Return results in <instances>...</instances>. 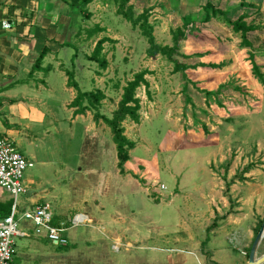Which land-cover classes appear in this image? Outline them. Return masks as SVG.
<instances>
[{"label":"rangeland","instance_id":"rangeland-1","mask_svg":"<svg viewBox=\"0 0 264 264\" xmlns=\"http://www.w3.org/2000/svg\"><path fill=\"white\" fill-rule=\"evenodd\" d=\"M73 1L75 5L83 2ZM107 1L109 6L98 0L94 13L95 21H99L106 18L104 12L109 11L106 15L111 40L107 49L112 51L113 79H117L121 86L136 73L146 72L151 81L149 89L153 86L158 96L154 109L161 112L162 125L141 133L137 123L130 119L124 122L125 135L134 139L136 144H144L137 153L143 161L133 164L137 168L130 171L133 180L122 186L123 202L128 206L124 211L127 217L129 213L128 226L134 233L126 234L128 241L106 238L97 243V249L113 256L129 253L133 261H137L139 254L138 260L154 264H170V257L175 259L183 253L189 256V264H199L193 255L197 253L204 258L205 264H215L211 259V248L218 252L231 248L239 252L238 255L242 253L235 264H246L252 243L264 226V83L254 73L250 58L253 54L264 74V0H254L256 5L251 4L252 9L246 10L239 4L236 8L235 4H230L223 15L219 13L208 21L205 18L208 13L212 14V9H207L205 3L217 4L218 0H129L126 5L133 6L135 16L145 9L150 11L149 20H155L152 23L155 37L161 45L172 46V31L187 24L185 31L190 34V40L187 41L186 36L180 41L179 52L174 55L178 62L189 65L185 71L175 70L176 62L162 53L149 56V43L140 27H135L118 12L124 0ZM216 4L213 5L218 8L219 5L226 6L222 1ZM243 10L247 12L243 13ZM241 14L246 16L248 24L257 27L248 32L252 46H245L241 32H235L228 22ZM101 32L98 33L99 39ZM218 35L219 40L216 39ZM211 41L218 44L213 52L223 60L209 65L221 64L213 68L225 71V80L214 90L207 88L206 74L200 73L196 79L190 75L195 68L196 71L203 69L198 66L205 63H192L203 56L202 44L208 46ZM139 89L144 99L152 98L147 87L141 85ZM120 94L114 93L112 108L117 106L115 100ZM151 107L154 106L146 104V113ZM174 130L178 131L177 142L172 141ZM57 136L63 142L70 139L67 132ZM72 139L79 151L82 133H75ZM149 160L156 162L153 165ZM58 166L59 163L55 162L45 168L47 190L54 186L55 195L62 197L66 206L83 202L81 184H77V180V185L61 183L55 173ZM37 169V163L27 169L25 180L31 173L44 179ZM25 182L29 187V182ZM161 184L166 188L162 189ZM10 199L11 194L0 188V201ZM18 200L19 218L24 209L33 206L27 193L19 194ZM58 212L64 213L65 209L59 208ZM73 213H64L69 215L67 220L55 219L56 223L64 221L69 227L67 246L51 241L45 245L43 237L35 234L29 237L33 264H45V246L50 251L58 250L71 257L72 263L86 258L90 260V251L97 245L94 243L90 247L87 243L90 223H76ZM27 226L35 229L32 222L22 218L19 227ZM137 231L139 238L135 239L132 235ZM27 240L28 237H15L17 256L25 251ZM263 253L264 237L257 256Z\"/></svg>","mask_w":264,"mask_h":264},{"label":"crops","instance_id":"crops-1","mask_svg":"<svg viewBox=\"0 0 264 264\" xmlns=\"http://www.w3.org/2000/svg\"><path fill=\"white\" fill-rule=\"evenodd\" d=\"M221 1L226 5L224 8L219 5L223 10L230 7V4H235V8L239 4L244 10L252 9L251 4L256 5L254 0H238V3L237 0H218V3ZM101 2L110 5L107 0ZM242 2L249 6H243ZM97 4L98 0H92L86 6L75 8L73 0H0V138L13 139L17 147L23 150L22 153L33 163H37L38 173L44 177L43 179L31 173L26 179L29 182L27 194L31 198V205L49 204L52 211H55V219L60 220H67L69 215L64 213L70 214L71 211H74L72 217L75 218L79 214L84 215L85 221L90 223L86 233L90 247L94 243H102L106 238L128 241L126 234L134 233L128 226L129 213L127 217L124 211L128 206L124 203L122 186L133 180L130 171L137 169L133 166L134 163L143 161V157L137 153L144 145L136 144L134 139L126 135L135 142V147L129 150L130 158L124 164L125 173H121L117 145L111 128L101 118H95L97 113L110 118L113 116L128 83L120 86L119 81L113 79L115 74L111 70L112 51L107 49V43L111 40L110 29L107 28L110 24L106 15L109 11L104 12L107 19L95 21L94 10H97ZM244 10L243 13L247 12ZM4 22L11 26L5 28ZM154 22L155 20L150 21L151 24ZM100 31V39H108L103 44L105 49L101 55L107 61L106 68L97 60L89 58L98 42ZM216 39L219 40V35ZM189 40L190 34L187 32V41ZM202 46L203 56L192 64L203 62L205 65L198 66L203 68L200 69L202 72L191 68L193 73L190 75L196 79L200 73L206 74L204 82L208 89L214 90L225 80V71L209 64L220 63L223 59L220 60L219 55L213 52L218 46L214 41L208 46ZM69 73L73 74V81L82 92L102 93V100L93 103L85 100L83 105L88 106V109L84 112L80 104H73L78 87L69 84ZM145 79L148 84L151 82L146 75ZM140 87L136 90V96L140 98L141 119L135 122L127 118L122 125L130 119L139 125L142 133L148 128L161 127L162 115L154 109L158 98L154 87L149 89L148 85L151 99H144L139 91ZM116 91L121 94L115 100L117 106L112 108ZM148 103L154 107L149 108L150 111L146 113ZM166 123L173 127L169 121ZM65 132L70 137L67 142L59 140L57 136ZM77 132L83 135L79 151V146L72 139ZM172 135V141L177 142L178 131ZM153 159L156 160L155 157ZM156 161L149 160L152 164ZM55 162L60 165L55 167V173L61 183L71 186L77 180V184H81L84 200L75 205L76 207L66 206L64 199L55 195L54 186H50L48 190L45 187V168ZM48 197L49 200H46ZM59 208L65 209V212H58ZM137 233L138 231L132 235L135 239L139 238ZM31 236L35 235L26 236L28 240L21 256L16 254L17 264H33L30 258L33 248H30ZM37 238L40 240V237ZM42 239L45 240V245L49 241L46 237ZM45 248V264H154L152 261L138 260L139 254L137 261H133L129 253L116 256L110 252L102 253L97 249L98 244L90 251V260L86 258L74 263L63 252L50 251L46 246ZM224 250L218 252L211 248V259L215 264H235L234 261L240 260L241 252L238 255L239 252L231 248H227L225 252ZM183 254L175 259L170 257V264H189V256ZM193 255L199 264H205L202 256L197 253Z\"/></svg>","mask_w":264,"mask_h":264},{"label":"trees","instance_id":"trees-1","mask_svg":"<svg viewBox=\"0 0 264 264\" xmlns=\"http://www.w3.org/2000/svg\"><path fill=\"white\" fill-rule=\"evenodd\" d=\"M92 0H83V2L80 5H75V8H79L80 6H85ZM129 0H124L122 4H120L118 8L119 14H122L124 17H126L129 21L132 22V24L136 27H140L142 34L147 38L149 43V48L147 49L148 55L153 56L158 53H162L166 55L168 58L172 59L176 62L175 70H186L189 68V65L185 63L178 62L174 55L179 52L180 49V41L183 39H186V31L187 24L185 23L181 27H177L172 31V37H173V45H161L156 41V37L154 34V26L150 23V11L148 9H145L142 13L135 16L134 10L132 5H126ZM243 6H249L246 2H242ZM205 7L207 9H212V14L208 13L205 21H208L212 18V16H215L217 14H224V10L216 7L212 3L208 2ZM229 24L232 26L233 30L235 32H241L242 35V43L245 46H252L251 40L248 38V32L254 31L257 29L255 25L248 24L246 22V16L244 14H241L237 19L235 20H228ZM108 40L107 38H101L98 40L92 55L89 56L92 60H97L99 64L102 67L107 66V61L103 58H101L102 50H103V44L104 42ZM252 67L254 73L259 77V79L264 83V74L262 73L260 66L257 64V62L254 60V55H250ZM212 67H220L221 64H211ZM146 72L142 71L139 73H136L134 75V78L130 81H128L127 85L124 87L123 94L121 99L118 102V106L116 110L113 113V116L107 117L105 115H101L99 113L95 114V118L98 120L101 118L110 128L113 133V139L117 145L118 150V166L121 173H125V167L124 164L126 161L129 160V150L135 147V142L131 141L124 133L125 128L122 125V122L130 118L135 122H139L141 119L140 114V98L136 96V90L141 85H145V87L148 88V81L145 79ZM69 84L74 87H78L77 84H75V81H73V74L69 73ZM78 94L73 101V104L81 105V109L84 112L86 109H88V106H84L83 103L85 100H88L89 103L93 102H100L103 98L102 93H88V92H82L80 88H77ZM207 94H211V91H206ZM93 99V101H92ZM12 203L13 200L10 199L8 201H0V216H6L11 212L12 209ZM214 222L213 224H215ZM251 249V248H250ZM250 250L248 252L249 257Z\"/></svg>","mask_w":264,"mask_h":264},{"label":"built area","instance_id":"built-area-1","mask_svg":"<svg viewBox=\"0 0 264 264\" xmlns=\"http://www.w3.org/2000/svg\"><path fill=\"white\" fill-rule=\"evenodd\" d=\"M3 26L9 28L10 23L4 22ZM34 165L33 161L27 158L17 147L13 139L9 137L0 138V188L11 194L13 200L11 212L6 216H0V264H17L15 256L16 236L39 235L46 237L56 245L67 246L69 239L66 222H55L54 213L49 204L43 203L28 207L19 214L18 196L21 193H28L25 184V172ZM161 188L166 186L161 184ZM84 215H77L75 222H84ZM25 218L35 225L33 230L27 226L20 228V220Z\"/></svg>","mask_w":264,"mask_h":264},{"label":"water","instance_id":"water-1","mask_svg":"<svg viewBox=\"0 0 264 264\" xmlns=\"http://www.w3.org/2000/svg\"><path fill=\"white\" fill-rule=\"evenodd\" d=\"M263 237H264V226L259 230V232L257 233L252 243L247 264H263L264 263V253L257 256L258 247Z\"/></svg>","mask_w":264,"mask_h":264}]
</instances>
